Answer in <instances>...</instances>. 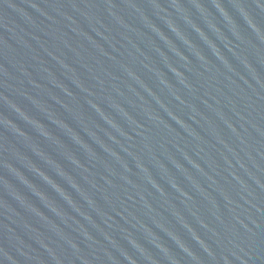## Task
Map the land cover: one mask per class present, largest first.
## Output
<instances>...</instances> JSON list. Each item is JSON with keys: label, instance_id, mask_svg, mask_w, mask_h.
Wrapping results in <instances>:
<instances>
[{"label": "water", "instance_id": "1", "mask_svg": "<svg viewBox=\"0 0 264 264\" xmlns=\"http://www.w3.org/2000/svg\"><path fill=\"white\" fill-rule=\"evenodd\" d=\"M0 264H264V0H0Z\"/></svg>", "mask_w": 264, "mask_h": 264}]
</instances>
